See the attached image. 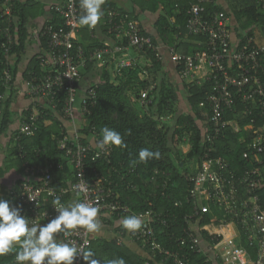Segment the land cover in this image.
<instances>
[{
    "label": "trees",
    "instance_id": "trees-1",
    "mask_svg": "<svg viewBox=\"0 0 264 264\" xmlns=\"http://www.w3.org/2000/svg\"><path fill=\"white\" fill-rule=\"evenodd\" d=\"M160 2L163 5V12L156 22L160 38L170 43L176 52L184 54L194 55L197 51L205 49L207 37L191 33L187 28L188 9L195 0H149L148 6L150 5L153 10L158 9ZM238 2L239 7L234 12L244 31L246 30V34L238 43L241 47L247 42L248 37L256 40V30L264 28V0H238ZM40 5L41 2L38 0H17L12 6L10 15L0 12V134L5 133L14 121L12 106L18 96L15 86L17 67L26 53L30 22L42 15L38 14ZM112 5L114 4L106 6L111 7ZM54 7L55 5L45 24L49 23L56 29L64 27L67 30L68 28ZM107 7H104L102 17ZM218 11H223L228 16L225 10L213 4L212 1L206 3L205 14H215ZM100 22L102 24L100 30L96 25L82 26L78 30L79 39L74 41L75 46L84 47L86 53L89 54L95 48L102 46L100 40H115L112 34H108V26L103 24L101 19ZM8 26L13 34L9 56L5 54L3 46L5 28ZM91 28L94 30L91 31ZM92 33L97 34L98 37L93 36ZM39 42L41 50L47 44L46 37L40 35ZM126 43L127 40L121 42L122 45ZM140 52L146 57L144 65L136 62L132 66L115 72L116 58L107 57L108 54H106L102 60L87 62L81 69L82 81L77 84L80 95H84L88 87L97 86L96 105L90 108V112L79 115L81 141L84 144L89 143L94 137L93 129L98 138L102 139V129L105 127L119 132L124 141V146L110 145L112 154L109 160H92L89 156L86 160L88 176L90 179L96 178L97 175L105 177L106 186L109 187L110 184L116 195L131 207L134 214H144L152 210L154 215L151 216L150 223L154 226L158 239L167 247L182 250L187 264H214V260H209L205 253L197 252L187 245L180 247V238L185 236V216L193 211L192 204L185 200L191 187L187 176L193 174L201 165L204 154L209 149L213 157L224 156L230 169L234 171L239 170L242 173L254 167L256 164L248 161L244 154L255 152L256 148L249 144L254 142L256 134L250 126V117L240 113L244 104L238 99L235 108L226 110L222 120L235 119L239 123L240 130L236 131L232 126H225L222 127L217 140L212 143L207 141L204 136L205 132L209 127L207 133H213L215 124V121L211 119L214 111L210 101V96L215 93L213 81H200L197 77L190 81L181 76V72L185 69L184 64L171 58L174 65L171 73H178L180 79L184 81L182 82L184 88L182 93L171 80L170 72L164 69L163 59H159L151 50ZM123 53H116L115 56ZM38 54L39 52L29 60L24 72L27 79H30L32 75L40 76L42 67ZM11 56L15 57L14 61L9 60ZM6 67H9L12 73L10 88L6 87L3 79ZM94 67L98 68L99 78L86 84L88 81L86 75H91ZM145 92L147 93L146 98ZM65 99L66 88L64 86L56 101L57 112L50 106L43 109L37 132L32 136L22 137L18 145L13 146L11 153L18 157L17 160L23 172L25 161H29L32 165L62 163L63 169L54 168L52 171L53 184L58 189L66 181L73 180L72 167L66 161L64 151L59 147V139L67 132L65 124L60 120V117L61 119L66 118ZM32 108L31 105L26 109L22 113V118H26ZM256 117L255 125L264 122L263 118ZM45 120H53V124L47 126ZM184 145L189 147L185 153L182 149ZM143 148L158 153V156L140 161L139 151ZM189 161H195L194 169L185 166ZM22 180L24 178L20 179L14 188H18ZM257 192L260 196V203L264 207V181ZM69 198L70 195H67L60 199L67 203ZM6 200H8L7 195ZM213 211V214L223 213L217 207H213ZM98 214L105 218L108 215L104 212ZM213 214H206L193 220L203 244L213 243L212 235L205 227L212 222ZM125 217L127 216L108 215V218L122 219ZM226 220L227 222L233 221L231 216H227ZM234 222L240 231L242 243L245 244L244 228L239 220L235 219ZM117 230L123 234H128L130 231L123 224H120ZM91 237L92 244L87 251H91L93 258L99 260L100 264H107L108 261L119 258H123L126 264H153L154 262L175 264L172 260H162L160 256L153 257L148 248L138 242L140 246L149 251L152 256L150 259L137 255L123 242L119 244L117 240L96 238L92 234ZM15 254L14 249L8 254L0 255V262H14Z\"/></svg>",
    "mask_w": 264,
    "mask_h": 264
},
{
    "label": "built area",
    "instance_id": "built-area-1",
    "mask_svg": "<svg viewBox=\"0 0 264 264\" xmlns=\"http://www.w3.org/2000/svg\"><path fill=\"white\" fill-rule=\"evenodd\" d=\"M1 1L5 4L3 13L10 15L12 6L17 0ZM61 1V4L55 5L54 8L68 29L65 30L64 27L56 29L46 23L40 32V35L47 39L46 46L38 54L42 71L40 76L32 75L27 80V93L37 100L31 113L20 122L14 133L12 137L14 145H18L22 137L32 136L37 132L43 109L50 106L56 111V101L64 86L66 118L76 122L80 114L90 112V108L97 103V86L88 87L82 96L77 87L82 81L81 69L87 62L102 60L106 54L116 57V53L129 52L130 49H135L138 53L151 50L160 57L158 45L154 44L151 37L143 34L140 22L135 16L116 8L106 10L101 18L102 23L108 26V34H112L115 40H100L102 46L87 54L84 47H76L74 43L79 39L78 30L84 26L80 23V17L84 15L81 0ZM211 1L195 0L188 9L187 28L191 33L207 37L206 48L197 51L194 55L176 52L173 47L170 50L173 59L184 64L185 69L181 72V76L190 81L196 77L200 81H213L215 93L210 96V101L214 111L211 119L215 124L213 133H207L209 127L205 132L207 141L212 143L217 140L222 127L232 126L236 131L240 130L239 123L235 119H224V121L222 119L226 110L235 108L238 99L244 104L240 113L250 117V126L256 134L254 142L249 144L256 148L255 152L253 154L246 152L244 157L256 165L240 173L239 170L230 169L224 156H211V149L205 152L201 165L193 174L187 176L191 187L185 200L192 204L193 211L185 216V236L180 238V247L187 245L197 252L205 253L209 260L214 258L225 264H264V207L257 192L264 181V122L255 125L256 116L264 119V42H257L253 37H248L247 42L241 47L233 44L229 17L223 11L205 14L206 3ZM93 30L94 28H91V31ZM262 31L264 32V28ZM92 35L98 37L97 34L92 33ZM4 37L5 54L9 56L13 44V34L9 26L5 28ZM124 40H127V43L122 45L121 42ZM134 63L136 62L130 54L119 58L114 65L115 72ZM3 79L6 87L10 88L12 73L9 67L4 70ZM146 94L145 92V98ZM48 121L45 120V123ZM80 127L81 125L77 126L74 135L66 132L59 139V147L64 151L65 159L72 167L73 180L66 181L58 189L53 184L52 171L54 168L63 169L62 163L32 165L29 161H25L23 166L26 177L18 188L8 191V201L20 207L21 213L29 221L41 224H46L57 216L58 212L52 204L53 200L71 194L77 195V202L90 203L97 206L99 212L110 216H139L142 218V225L138 230H130L129 236L148 248L153 257L160 256L162 260H172L175 264H187L182 250L167 247L158 239L156 230L150 223L151 216L154 215L152 210L144 214H134L131 207L116 195L110 184L109 187L106 186L105 177L97 175L96 178H89L87 158L90 156L92 160H109L112 147L110 145L103 149L98 147L101 139L98 138L95 129H93L94 143L90 141L84 144L81 141ZM213 207H217L223 213L213 214ZM206 214H213L212 222L205 226L212 235L213 243H205L207 246H204L193 220ZM227 216H231L235 224V219L241 222L245 244L226 239L225 234L218 230L230 223L226 220ZM216 226L220 227L216 228ZM58 237L85 252L92 244L91 233L84 228L70 230L67 236L60 233ZM74 264H84L82 256L78 255Z\"/></svg>",
    "mask_w": 264,
    "mask_h": 264
},
{
    "label": "crops",
    "instance_id": "crops-1",
    "mask_svg": "<svg viewBox=\"0 0 264 264\" xmlns=\"http://www.w3.org/2000/svg\"><path fill=\"white\" fill-rule=\"evenodd\" d=\"M22 1H26V0H22ZM38 1L41 2L40 8H38V14H42V15L37 16L36 18L32 19V21L30 22L29 36L26 44V53L22 57V60L18 63V67H17L15 86L18 92V96H17V100L14 101L12 106L14 110V121L5 133L0 134V198H3L5 200H6L7 192L10 189L14 188L20 179L26 177L25 171L23 172L21 166L19 165V162L17 160L18 157L15 154L14 155L11 154L13 146H15L14 141H12V137L15 131L18 129L20 122L23 119H25L22 118V113L26 109H28L31 105L33 106L35 104V101L37 100L31 97L27 93L28 79L25 78L26 76L24 72L32 56L40 51L41 48L39 42L40 32L45 24L47 17H49V15L52 13V7L56 5L55 3L58 2V0H38ZM212 2L216 6H219L220 8L225 10V12L228 14L231 40L233 44L237 45L246 34L245 32L246 30L244 31L243 26L237 20L234 12L236 8L239 7L238 0H212ZM110 4H114V5H112L111 7L106 6ZM148 4H149V0H105L103 5L101 6V10L103 12L104 7H107L108 9L121 8L122 10L127 11L131 13L133 16H135V18L140 22L141 28L144 29L142 31H145V33L143 32V34L151 37L154 44L158 45L160 50L159 59H163L164 69L170 72L169 76L171 80L183 93L184 88L182 87V82L184 81L180 79L179 77L180 75H178V73H171V70H173L174 67L171 59L173 58V55L170 50L172 45L170 43L168 44L167 42H165L163 39L160 38L159 32L156 27V22L159 18V15L163 12V5L160 2L158 9L153 10L152 8H150L151 7L150 5L148 6ZM4 8H5V4L0 0V12H4L5 11ZM40 11L42 12L40 13ZM96 26L97 29L100 30V28H102L101 22L99 21L96 24ZM256 38H257L256 39L257 42H264V32L262 30H256ZM127 53H129L130 56L133 58V60L138 64L144 65L146 63L145 55L143 53L136 52L134 49H130L129 52L124 51L123 54H117L116 57L108 54L107 57L109 56L114 59L116 58L115 60L117 61V58L124 57L121 55L128 56L129 54ZM9 60L14 61L15 57L11 56L9 57ZM91 72H92L91 73L92 77L90 79L87 78L88 81L87 80H86L87 82L85 81L86 84L90 83L91 81H96L99 78L97 67H94V69ZM60 120H62V123L65 124L67 128V132L71 135L75 134L76 130L78 129L77 126H79L81 123L80 117H78V120L76 122H72L65 117L62 119L60 117ZM52 124H53V120L52 121L49 120L46 123L47 126H51ZM91 142L94 143L93 138H91ZM76 202H77V195L71 194L70 198L68 199L67 203H65V205ZM122 219L108 218V215H106L105 218L104 216L98 214L97 220L100 223V229L97 232L91 234L96 238H105L106 240H117L119 244L123 242L137 255H140L146 259H150L152 256L149 254L148 250L140 246V244L134 241L128 234H122L117 230L118 226L122 224ZM222 227L223 228H220L222 231L221 230L220 231L225 234L226 239L234 240L239 238L240 231L238 230L237 225L235 223L230 222L228 224L223 225ZM226 232H228V234H226ZM203 245L207 246L205 243ZM212 260H214L213 262L214 264H225L223 262L216 261L214 258H212ZM0 264H17V262L15 260L14 262L11 263L0 262ZM153 264H164V263L154 262Z\"/></svg>",
    "mask_w": 264,
    "mask_h": 264
},
{
    "label": "clouds",
    "instance_id": "clouds-1",
    "mask_svg": "<svg viewBox=\"0 0 264 264\" xmlns=\"http://www.w3.org/2000/svg\"><path fill=\"white\" fill-rule=\"evenodd\" d=\"M105 0H81L84 15L80 17L82 25L95 26L101 19V6ZM100 149L109 145L124 146L121 134L113 129H102ZM158 153L147 148L139 151L140 161H146ZM52 204L58 215L46 224L33 223L21 213V208L12 205L8 200L0 198V255L8 254L14 249L17 264H74L75 258L82 256L85 264H100L93 258L91 251H83L74 244L66 243L58 238V234L65 236L70 230L84 228L88 233H95L100 229L97 220L100 209L87 202H76L65 205L59 197ZM128 230H138L142 225V218L136 215L127 216L122 220ZM107 264H126L123 258L110 260Z\"/></svg>",
    "mask_w": 264,
    "mask_h": 264
},
{
    "label": "rangeland",
    "instance_id": "rangeland-1",
    "mask_svg": "<svg viewBox=\"0 0 264 264\" xmlns=\"http://www.w3.org/2000/svg\"><path fill=\"white\" fill-rule=\"evenodd\" d=\"M61 0H58V2L57 3H55L56 5H58V4H61ZM5 9V8H4ZM115 69H116V66H115ZM117 71V70H116ZM88 73V72H87ZM86 73V74H87ZM89 74V73H88ZM89 79L92 77V75H86ZM182 149H183V152L185 153V152H187L189 149H188V146L187 145H184L183 147H182ZM194 162L195 161H189L188 163H186V167H188V168H191V169H194L195 168V164H194ZM217 227H220V226H216V228ZM212 228V227H211ZM221 228H223V227H221ZM218 230L220 231L221 229L220 228H218ZM222 231V230H221ZM199 233V232H198ZM226 234H228V232H226ZM233 235V234H232ZM234 236V235H233ZM235 240V242L236 243H239V244H243L242 243V240H241V238H237V239H234Z\"/></svg>",
    "mask_w": 264,
    "mask_h": 264
}]
</instances>
